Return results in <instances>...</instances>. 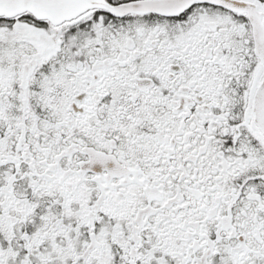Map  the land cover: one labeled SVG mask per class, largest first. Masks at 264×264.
<instances>
[{
	"label": "snow or ice",
	"instance_id": "6c2138e0",
	"mask_svg": "<svg viewBox=\"0 0 264 264\" xmlns=\"http://www.w3.org/2000/svg\"><path fill=\"white\" fill-rule=\"evenodd\" d=\"M0 264H264V0H0Z\"/></svg>",
	"mask_w": 264,
	"mask_h": 264
}]
</instances>
